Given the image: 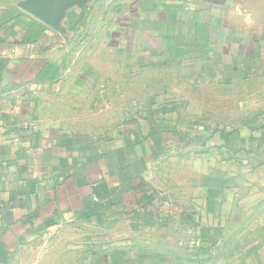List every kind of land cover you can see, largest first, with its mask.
<instances>
[{
    "label": "crops",
    "instance_id": "1",
    "mask_svg": "<svg viewBox=\"0 0 264 264\" xmlns=\"http://www.w3.org/2000/svg\"><path fill=\"white\" fill-rule=\"evenodd\" d=\"M94 1L0 0V264H173L181 221L264 175V0H194L205 121L118 99Z\"/></svg>",
    "mask_w": 264,
    "mask_h": 264
},
{
    "label": "rangeland",
    "instance_id": "2",
    "mask_svg": "<svg viewBox=\"0 0 264 264\" xmlns=\"http://www.w3.org/2000/svg\"><path fill=\"white\" fill-rule=\"evenodd\" d=\"M92 9L85 20L89 40L112 46L101 57L109 64L104 74L118 77L111 90L119 100L176 105L181 116L196 121L215 116L205 108V15L194 12V0H95ZM241 186L226 207L212 211L224 221L209 214L208 221L180 222L175 249L181 256L173 264H264V175L255 173ZM237 249L244 256H229Z\"/></svg>",
    "mask_w": 264,
    "mask_h": 264
},
{
    "label": "built area",
    "instance_id": "3",
    "mask_svg": "<svg viewBox=\"0 0 264 264\" xmlns=\"http://www.w3.org/2000/svg\"><path fill=\"white\" fill-rule=\"evenodd\" d=\"M2 123V100L0 99V126Z\"/></svg>",
    "mask_w": 264,
    "mask_h": 264
},
{
    "label": "clouds",
    "instance_id": "4",
    "mask_svg": "<svg viewBox=\"0 0 264 264\" xmlns=\"http://www.w3.org/2000/svg\"><path fill=\"white\" fill-rule=\"evenodd\" d=\"M247 24H249V25H251V23H252V21H250V20H246L245 21Z\"/></svg>",
    "mask_w": 264,
    "mask_h": 264
}]
</instances>
